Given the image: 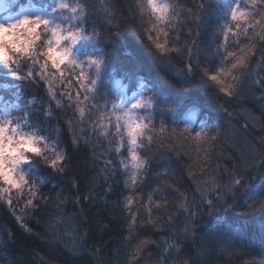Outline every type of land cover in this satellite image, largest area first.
Wrapping results in <instances>:
<instances>
[{"label": "trees", "instance_id": "16d2710c", "mask_svg": "<svg viewBox=\"0 0 264 264\" xmlns=\"http://www.w3.org/2000/svg\"><path fill=\"white\" fill-rule=\"evenodd\" d=\"M33 1L45 9L54 8L51 0ZM65 2L83 9V15L78 11L73 18L70 10L55 8L59 13L57 23L67 20L65 29L76 24L85 29V35L72 48L71 58L75 64L65 60L60 64V71L52 68L51 61L44 66V58L39 56L44 49L37 42V55L22 57L18 65L6 66L0 62V95L5 101L4 107H7L0 119L15 120L23 130L36 131L47 145L45 155L55 158L56 154L62 153L65 156L61 161L65 171L60 173L48 168L42 157L21 166L26 178L33 179L44 195L55 198L62 193L61 198H67L62 213L64 219L57 222L53 207L39 214L22 211L29 198L27 187L20 191L0 192V235L5 238L0 239V264H184L185 261L188 264L193 261L199 264H264V235L259 237L255 228L244 226L243 222L229 224L237 225L244 234L239 242L241 253L226 252L210 235L216 233L215 227L218 229L220 224H225L224 212L229 208L222 211L219 208L224 202L221 205L217 202L211 212L204 206L197 217L198 230L194 239L192 236L185 239L180 232L183 218L178 214L174 226L165 223L168 213L174 211L172 197L176 194L167 187L172 181L173 188H179L189 199L198 200L197 189L208 187L213 178L223 190L233 166L239 164L250 150L252 132L257 133L245 127L241 111H250L264 125V97L259 96L261 92L254 83L261 59L260 49L264 47V39H261L264 25L257 27L255 32L248 29L256 48L249 56L243 74L233 72L224 77L227 84L234 86L233 94L225 95L214 82L207 81L201 68L221 65V58L227 53L216 52L218 45L225 42L223 29L232 27L236 31L230 9L243 0L238 3L233 0H165L169 12L163 21L146 13L143 0ZM241 10L251 13L246 19L254 24L260 20L259 13L264 11V4L258 3L253 8L249 0L247 8ZM240 23L248 27L245 20ZM39 27L42 36L45 33L50 35L43 26ZM149 36L153 39L150 40ZM156 39L167 42L164 51L155 48L153 41ZM237 39L241 43H237ZM248 44L247 37H232L230 34L227 50L239 54V49ZM186 45L192 47L193 61H200L199 67L193 63L191 73H188ZM172 48H180L181 52L169 51ZM89 59L102 61L100 77L105 83H101L103 87L111 85L115 81L112 79L117 77L126 78L125 81L139 77L148 86L142 90L150 94L155 103L150 107V118H145L147 127L138 138L139 153L146 160V170L139 171L135 183L130 178L124 144L127 139L123 129L126 116L121 109L124 103L117 96L118 105L115 99L114 102L108 101L116 106L113 112L92 119L95 107L90 104V96L87 101L83 99L88 94L78 82L79 71L96 74ZM222 66L228 68L230 65L225 62ZM216 70L219 71V67ZM60 72H63L62 76ZM234 75H239L240 79L233 80ZM17 76L22 78L17 79ZM49 77L53 80L48 81ZM97 101L99 96L95 93L93 102L99 106ZM191 108L198 110L201 120L205 119L213 126L207 133L209 136L217 135L219 130L210 167L204 165L203 145L193 139L195 135L184 132L174 121ZM80 109H83V116ZM114 114L120 117L119 134L113 124ZM227 114L234 119L226 117ZM117 146L120 147L119 154L115 151ZM245 147L247 149L243 150ZM106 159H112L120 167L119 175L108 181ZM121 160L127 164V169L120 164ZM40 180H44L47 187L39 184ZM53 187L56 192L49 193ZM0 188L7 186L0 183ZM254 189L253 194L259 189L260 195L264 191L262 187ZM247 196L251 198V195ZM9 199L13 201V207L7 203ZM128 199L131 203L127 202ZM165 200L169 203L165 204ZM179 202L177 200L175 204ZM156 204L161 207L156 208ZM227 204L231 202L227 201ZM262 214L264 212L258 213V218ZM16 215L23 217L21 222H27L31 233L24 232L21 222L15 219ZM133 216L136 217L135 223L132 222ZM258 218L254 219L253 226L260 223L259 227L264 231V223L255 221ZM149 219L152 224L147 223ZM63 224L73 227L72 235L71 231L62 230ZM6 230L19 239H7ZM81 236L86 242L80 239ZM72 245L76 251H69Z\"/></svg>", "mask_w": 264, "mask_h": 264}, {"label": "snow or ice", "instance_id": "6c2138e0", "mask_svg": "<svg viewBox=\"0 0 264 264\" xmlns=\"http://www.w3.org/2000/svg\"><path fill=\"white\" fill-rule=\"evenodd\" d=\"M234 3H238V0H233ZM249 0H243V3H239L237 7H231L230 9V15H231V21L235 22V29L236 31H233L232 27H225L223 29V37H224V43H221L217 47L216 54H219L221 51L226 52L227 54L224 55L221 58V65H218L216 67H219V71L216 70V67H202L201 71L203 72L204 76L207 77V81L214 82L217 86H219V91L221 93H224L225 95H232L234 91V86L232 84H227L224 80V77L227 75L232 74L233 72L243 74L244 69L248 65V58L252 54V52L255 50L256 45L251 36H249L248 29L251 28L253 32H255V29L257 27H260L261 25H264V11H261L259 13L260 20L256 21L254 24L250 23L248 17L251 16V13L247 10H241L246 9L248 6ZM264 4V0H251V5L253 8L257 6V4ZM149 5L152 9V14L158 21H163L166 19L167 14L169 12V6L167 4L163 3H157V0H149ZM203 7V5H201ZM56 8L61 10H70L73 14V18H76V15L79 11L80 15H83V9H78L77 7H71L68 3L65 2V0H58L56 4ZM162 9V11H161ZM26 18L30 24L33 26H43V29L45 32L50 33V38L46 41L44 45V50L39 53V56H42L44 58V66H47L48 62L51 61V66L54 69H57L60 71V64L64 62L65 60H69L70 57H72V48L70 47H60L59 51H56V48L62 44L64 40H67L70 42L71 45L75 46L85 35V29L80 26V24H76L73 26V28L64 29L59 24L54 25L49 19L37 15L34 18H29V16L24 15L22 18ZM20 19H17L15 22L7 23V25L15 24ZM254 19V18H253ZM241 20H245V24L248 25V27H245V25H242L240 23ZM3 24V23H0ZM34 29V36L35 41L32 45V52L26 53L28 56H35L37 55L35 51L36 42L41 39L40 34L36 31V27H33ZM119 34V33H117ZM230 34L232 37H239V36H245L249 40V44L245 45L244 47L239 49V54L234 51H228V45L230 42ZM149 39L152 40L153 38L149 36ZM261 39H264V35L261 36ZM52 40H57V44L53 45L51 42ZM237 43H241L237 39ZM155 48L159 51H164L166 48V41L164 43H161L159 39H156L153 41ZM193 44L196 43L195 40L192 41ZM169 51H175V52H181L180 48H172L169 49ZM185 54L188 57V73H191L193 69V63H195L196 66H200L199 59H196L193 61L194 53L192 51V47L186 45L185 46ZM57 57H60V62L57 63L56 59ZM260 58L261 61L264 62V47H261L260 49ZM228 62L229 67L225 68L222 65ZM89 63L91 65L95 66L96 69V76L99 77L102 61L99 59H89ZM70 64H75V61L71 58ZM258 66H264V64H259ZM76 67H80V65H76ZM13 74L15 75V70H13ZM31 75V73H29ZM60 75H63V72H60ZM22 77L17 76V79H21ZM78 82L81 83V88L85 93H91L93 91L92 88L88 87L83 83L85 76L83 71H81L79 77L77 78ZM239 75H234L233 80H239ZM97 80L91 79L90 84L96 85ZM257 85H260L262 88H264V77H261L260 79L254 81ZM71 99V97H69ZM85 101L89 99L88 95H85L83 97ZM115 107V106H114ZM144 107V105L141 104L139 100H137L135 103L131 104L132 109H139ZM83 109H80V115L83 116ZM124 115L126 116L125 125H126V132L128 137V144H129V152H130V160H131V167L134 171L131 173V180L133 183L137 181L138 172L140 170H146L145 169V161L140 160L137 156L136 151L134 150L135 146L137 145L138 138L142 136L143 130L147 127L143 123H138V118H134L132 115L128 114V110L125 109ZM120 117H117V120L119 121ZM9 127H13V130H15V126L12 125L11 121H9ZM117 130L119 134V124H117ZM184 132H189L188 128L184 129ZM191 133L189 132V135ZM26 138V137H22ZM219 138V130H217V135L209 136L203 128H201L200 131L195 133V137L193 138L195 141L203 145V152H204V165L206 167H210L211 165V152L212 149ZM33 152L36 151V149H32ZM116 153H120V147L117 146L115 149ZM65 160V156L62 153H58L55 155V158H51L49 156H42V162L48 166L50 169H55L58 173L65 171V165L61 163V161ZM21 163H26L24 156L21 154L19 156V159L15 162L13 165L10 174L6 177H0V181H2L3 185H6L7 188H0V192L4 191H10L11 189H16L17 191L22 190V188L27 187L28 189V196L29 198L26 199L24 209L22 211H25L26 213L30 210L32 214H39L42 211L48 210L50 207H53L55 209V216L57 220L64 219L62 213L65 203L67 202V198H61L62 193H59L56 195L55 198L49 195H44L43 190L39 188L37 183L30 178H26L24 174H21L18 169L19 165ZM150 163V161H149ZM120 164L124 166L125 169H127V164L124 163L123 160L120 161ZM264 164V138H261V145L259 147H254L252 149V155L247 158L243 159L239 162V164H236L233 166V172L231 176L228 179V184L224 187L227 188V192H231L233 197L239 193L240 195H243L244 193L248 192L253 185V181L256 179V171L257 166ZM105 169L109 173V175L106 177V181L112 180L113 178L117 177L120 172L119 165H116L113 163L112 159H106L105 160ZM249 170H256L253 171L252 175L249 176ZM159 175V174H157ZM118 182V181H117ZM261 187L264 188V176L260 178ZM74 183V182H73ZM39 184L47 185L45 184L44 180H40ZM174 181L172 183H169L167 187L172 188L173 192L176 194L172 197L174 211L168 213V219L165 222L168 226H174L177 219V214L179 217L183 218V227L180 229V232L183 233V236L185 239H187L189 236H192V238H195V231L198 230L197 228V217L199 214L203 211L204 206L206 205L209 211L211 212L214 210V205L223 200L225 204H227V200L224 199V196L227 194L226 192L222 191V186L219 184L216 179H212L209 186L204 189H197L199 193L198 200L193 198L189 199L188 196L181 192L179 188H173ZM56 187H59V184L56 185ZM56 187L50 188L48 191L49 193H55ZM215 193V196L213 197V194ZM151 200V197H149ZM179 200V204L176 205L175 201ZM128 203H131V200L128 199ZM10 207H13V201L9 199L7 201ZM116 203V202H113ZM165 204L169 203L168 200L164 201ZM156 208H160V204L155 205ZM229 208L232 207V205H228ZM248 208L252 213H260L264 212V191H262L261 195L255 199H253L252 203L248 205ZM167 211V210H166ZM15 215V213H13ZM51 215V213H50ZM151 216V213H149ZM15 219L17 222L23 221V217L16 215ZM133 223L136 222V217L133 216ZM148 224H152L153 221L149 219L147 221ZM131 226V225H130ZM156 227H160V224H155ZM20 227L24 230V232L31 233L32 229L30 227H27V222H21ZM7 231V230H6ZM213 239L219 240L220 242H224L223 237L218 234H210ZM0 239H5L2 235H0ZM7 239H19V237H16L11 233V231H7ZM81 240H84L86 242V239L84 236L80 237ZM150 241H144L143 243H148ZM174 246L177 247L178 251L179 246L176 244L175 241L172 242ZM69 251H76L75 245H72L69 247ZM165 252L168 251L167 248L164 249ZM184 264H188L187 261L184 262ZM192 264H199L197 261H193Z\"/></svg>", "mask_w": 264, "mask_h": 264}, {"label": "rangeland", "instance_id": "374dc122", "mask_svg": "<svg viewBox=\"0 0 264 264\" xmlns=\"http://www.w3.org/2000/svg\"><path fill=\"white\" fill-rule=\"evenodd\" d=\"M53 3L56 5L58 0H52ZM29 3V2H28ZM25 4L24 7L21 6L16 12L13 11V13H7L4 17L0 18V23H3L5 25H7V23L10 22H15L17 19L22 18L24 15H30V14H34V16H36V14H40V16H43L47 19H49L54 25L58 24L55 19L57 17L56 12L51 11V10H43L40 7H38L36 4L31 3V4ZM157 3H163L166 4L165 0H157ZM62 16H64L62 14ZM156 18V17H154ZM67 20L62 19V23L59 24L62 28L65 29ZM36 27V31L40 34L41 39L39 41H37V43H40V46L42 49H44V45L46 43V41L50 38V35H45L42 36L41 35V29H39V26H33ZM155 36V35H154ZM160 36V35H159ZM63 44V42H62ZM259 64H264V62L258 61ZM258 64V65H259ZM68 67V66H67ZM88 68V67H87ZM86 69V68H85ZM89 70V69H87ZM85 79L83 81V83L85 85H87L88 87L92 88L93 91L91 93H87L88 97L90 96V104L92 106L95 107V111L92 112V119L98 115V117H102V115L104 113H109V111H114L116 109V106L113 104L108 103V101L111 102H116V104L120 101H122L124 103V106L121 108L122 111L124 112L125 109L128 110V114L132 115L134 118H138L137 122L138 123H145V118H150V107H152L153 105H155L153 98L150 96V94H146L144 92H142L140 89L138 88V90L133 89L131 91H129V93H126L128 86H140L142 83L139 82L138 79H131L128 81H125L126 78H115L112 80L113 83L110 85H108L106 87H103L101 85V83L103 82V85L105 84L104 81H102L101 77H100V73H99V77L96 76V74L92 75L91 73H85V71H83ZM256 73H257V80L260 79L261 77H264V66H257L256 67ZM80 74V71H79ZM78 74V77H79ZM91 79H96L97 83L96 85H91L90 84V80ZM53 78L49 77L48 81H52ZM51 84V83H50ZM53 85V84H51ZM257 91L260 93V97H264L262 96L264 93V88H262L260 85H257ZM117 92V94L115 95V92ZM205 91V90H204ZM203 91V92H204ZM95 93L99 96V106H97L93 101H94V97H95ZM115 95V98H114ZM119 99H116L118 98ZM115 99V100H114ZM114 100V101H113ZM137 100H139L141 102L142 105H144V107L139 108V109H132L131 108V104L135 103ZM118 105V104H117ZM115 106V107H114ZM118 107V106H117ZM194 108H191L190 110L186 111L185 114L180 118V119H174L175 123H177L178 125H180V127H182L183 129L188 128L189 132L192 133L193 135H195L196 132L200 131L201 128H203L205 130L206 133H208L211 129V127H213L212 125H208V121H206L205 119H200V113L198 112V110L192 111ZM240 116H242L243 120L245 121V127H249L252 128L254 130H256L257 133L252 132L251 138H250V145L249 147L250 150L247 151L245 157H243L244 159L249 158L252 155V149L254 147H259L261 145V138H264V125L263 123L261 124L260 120L256 119V117H254L250 111L244 110L240 112ZM229 118L234 119V117H230L231 114H227ZM180 117V116H179ZM1 120V119H0ZM113 120V124L117 126V124H119V121L117 120V115L114 114L112 117ZM248 128V129H249ZM123 129L126 132V125L124 124ZM126 141H125V145H126V153H127V160H128V164H129V170H130V178H131V173L132 171H134L131 167V160H130V152H129V144H128V137H127V132H126ZM247 148H243V150H246ZM134 150L137 153V156L140 160H143L146 162V160L142 157L140 152V145L139 142L137 141V145L135 146ZM264 164L257 166V171L256 170H249V176L252 175L253 171H256V179L253 181V185L252 188L244 193L243 195H240L239 193H237V195L235 196V198L233 197L231 192H227V188L224 187L225 185L228 184V181L223 185V190L224 192H226L227 194L224 196V199L231 202V204H225L223 203L224 201L221 200L218 202V205H221L222 203V207H219L222 210L228 209V205H232L231 208H229V211L224 212V217H225V224H220V228H216L214 229V231L216 232L215 234H218L220 236L223 237L224 242H220L219 240V244H221V247L223 249H225V251H229L231 253V251H236L241 253V247L240 243L243 238H244V234H242L239 230L240 228L235 225V227L230 226L229 224H236L238 223H242L244 224V226H250L251 228L254 229V219L258 218V213H252L250 211V209L248 208V205L252 203L253 199L257 198L260 196V189L258 190V192L256 194H253V191L255 190L254 188H258L261 187V182L259 181V178H261V176L264 173ZM139 173V172H138ZM249 194V196L251 195V198L249 199V197L247 196ZM255 195V196H254ZM259 220H255V221H260L264 223V214H262V216L260 218H258ZM249 220H252L249 221ZM57 222H63L62 219H60ZM254 222V223H253ZM260 223H258L257 225L259 226ZM256 225V226H257ZM62 230L65 231H71V235H72V228L70 224H63L62 226ZM261 227V226H260ZM70 229V230H69ZM262 231L257 232V235L259 237H263L264 235V231L263 229H261ZM258 237V238H259ZM254 238V237H253ZM235 252V253H236ZM243 252V251H242Z\"/></svg>", "mask_w": 264, "mask_h": 264}, {"label": "clouds", "instance_id": "9594fccd", "mask_svg": "<svg viewBox=\"0 0 264 264\" xmlns=\"http://www.w3.org/2000/svg\"><path fill=\"white\" fill-rule=\"evenodd\" d=\"M143 7L146 13L153 16L149 0H143ZM34 41V29L26 18L20 19L17 23L11 25L0 24V62L6 66L10 64L18 65L22 57L28 56L26 53L32 52ZM51 43L56 45L57 40H52ZM60 47L73 48V45L64 40L63 44L56 48V51H59ZM70 61L71 57L67 62L70 64ZM56 62H60V57H57ZM11 123L15 126V130H13V127H9V120H0V177H6L10 174L13 165L21 154L24 156L26 163L47 156L45 155L47 145H45L42 136L36 131L27 132L23 130L21 124L15 120ZM32 149H36V151L33 152ZM23 164L25 163H21L18 169L21 174H24L21 171Z\"/></svg>", "mask_w": 264, "mask_h": 264}, {"label": "bare ground", "instance_id": "6f19581e", "mask_svg": "<svg viewBox=\"0 0 264 264\" xmlns=\"http://www.w3.org/2000/svg\"><path fill=\"white\" fill-rule=\"evenodd\" d=\"M259 220V219H258ZM254 228L256 229L255 232H259V231H262L261 228L259 226H254Z\"/></svg>", "mask_w": 264, "mask_h": 264}]
</instances>
